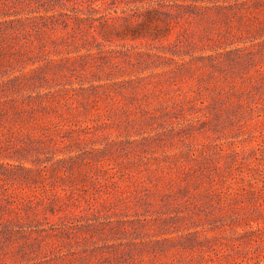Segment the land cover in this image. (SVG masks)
Returning a JSON list of instances; mask_svg holds the SVG:
<instances>
[{"label":"rangeland","instance_id":"rangeland-1","mask_svg":"<svg viewBox=\"0 0 264 264\" xmlns=\"http://www.w3.org/2000/svg\"><path fill=\"white\" fill-rule=\"evenodd\" d=\"M0 264H264V0H0Z\"/></svg>","mask_w":264,"mask_h":264}]
</instances>
